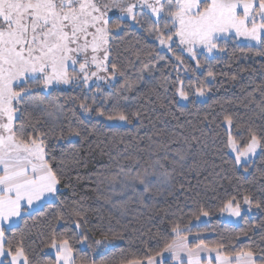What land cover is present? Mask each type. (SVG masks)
<instances>
[{"label":"trees","instance_id":"obj_1","mask_svg":"<svg viewBox=\"0 0 264 264\" xmlns=\"http://www.w3.org/2000/svg\"><path fill=\"white\" fill-rule=\"evenodd\" d=\"M121 28L114 29L118 35L111 44L110 60L116 65V73L112 75L109 64L106 76L112 81L105 88L99 87L104 95L98 93L96 85L87 91L77 84L53 89L50 93L37 91L43 100L58 105L60 118L55 125L42 113L23 106L17 124H23L29 134H43L46 159L60 175L61 183L57 197L40 209L25 213L5 233V252L9 245L12 251L23 245L31 264H54L51 248L46 247L53 233L70 238L77 232L81 238L70 241L76 264H128L136 259L144 263L148 256L156 257L162 252L165 243L175 240L172 229L179 224L183 236H199L190 248L203 243L205 248L231 258L242 249L251 250L256 264H261L264 260V148H258L256 160L237 165L229 154L228 136L232 135L239 150L246 147L252 133L264 137V112L261 111L264 56L246 48L242 52L243 46L229 43L216 56L219 61L199 58L202 66L197 68L189 59L184 58L183 63L177 60L174 47L172 51L161 50L147 26L136 29L124 20ZM209 70L215 73L214 79L208 76ZM197 79L206 81L208 90L204 99H197L195 104L181 103L176 95L181 81L187 88ZM126 81L135 83L133 91L127 92L122 87ZM118 94L127 97L119 98L130 120L124 126L107 125L106 119L95 111L87 117L80 112L79 104L85 95L89 104L96 97L94 107L111 110ZM106 96L113 100L105 104ZM226 116L231 117V126L226 123ZM70 129L78 130L79 135L70 134ZM179 137L191 149L183 169L172 162L175 151L183 149ZM165 144L170 159L161 162L172 174L167 184L154 187L145 196L148 200L162 197L160 193L165 189L168 197L154 204L149 224L122 223L110 211L98 209L107 197L105 184L110 183L105 179H102L104 184L99 183L96 177L104 175H97L98 172L110 174L119 167L127 170L135 167L137 160L144 163L150 148L154 149L153 159L163 156ZM114 186L121 185L110 183L112 191ZM126 190L134 197L139 194ZM233 196L237 198L234 203L240 205L244 203V196H249L253 205L260 203L261 208L253 206L252 214H242L238 225L222 222L221 209ZM128 205L129 211H136V204ZM75 209L84 217L80 220V229L75 227L77 218L72 215ZM201 210L209 213L208 223L192 227L202 216ZM96 240L103 243L97 246Z\"/></svg>","mask_w":264,"mask_h":264},{"label":"snow or ice","instance_id":"obj_2","mask_svg":"<svg viewBox=\"0 0 264 264\" xmlns=\"http://www.w3.org/2000/svg\"><path fill=\"white\" fill-rule=\"evenodd\" d=\"M113 12H118L119 16H110L109 13ZM149 12L151 15H148ZM126 18L138 24L143 20L151 23L152 30L158 33L160 44L168 46L169 51L173 49L167 42L175 44L178 40L183 51L197 61V68L202 66L199 58L204 52L209 55L224 52L229 39L243 37L248 43L241 47L242 52L246 48L264 56V0H0V264H8L9 257L10 264H31L23 245H18L15 251L9 245L5 253V233L11 230L14 219L22 218L33 209L38 210L45 200L57 197L61 183L60 175L46 159L43 134H29L23 124H17L20 106L43 103V99L36 94L37 90L50 93L58 85L82 83L90 90L92 77L96 81L109 78L99 75L108 72L109 64L112 75H115L116 65L110 60L111 44L118 35L114 29L122 30L121 25ZM161 22L163 28L160 27ZM176 58L184 62L182 53ZM212 59L219 61L220 58L212 56ZM208 76L214 79L215 73L209 70ZM232 79L236 77L232 76ZM135 86L134 82L126 81L122 87L131 92ZM96 88L103 95L99 92L98 83ZM207 90L206 81L197 79L187 88L181 81L176 95L181 101L195 104ZM261 95L264 96V86H261ZM119 98L127 99L118 94L111 110H106L94 107L96 97H92L93 103L89 104L85 95L79 109L85 117L95 111L108 121L130 123L126 106L120 105ZM112 100V97H104L105 104ZM261 111L264 112V106ZM225 121L229 126L233 123L228 116ZM70 134L79 135V131L70 129ZM262 141L264 137L252 133L250 141L241 151L236 148L232 135L228 136L229 147L237 152L236 163L241 165H246L241 157L254 154L257 148H264ZM163 146V156L157 155L153 159V151L144 163L137 160L133 168L126 170L119 167L114 173L98 172L97 175H104V179L112 185L119 184L123 189L139 192L142 199H147L145 194L151 193L158 185L167 184L172 174L161 162L170 159L167 145ZM175 154L178 159L173 160V164L184 167L187 152L177 149ZM236 199L233 196L221 211L240 216L242 209L238 202L234 203ZM243 201L249 210L253 206L261 208L260 203L253 205L249 196H244ZM201 214L209 215L203 210ZM72 215L77 218L76 229H80L83 214L75 209ZM5 224L9 228L6 229ZM172 232L175 240L165 243L162 252L157 255L170 252L173 260L184 264L180 256L183 251L188 256V264H200L199 253L205 247L203 243L195 249L190 248L179 224L173 227ZM80 238L77 232L70 238L57 237L53 233L46 247L55 251V264H76L75 249L70 241ZM102 243V240L95 241L97 246ZM254 256L253 251L242 249L233 261L230 256L218 253L216 264H256ZM128 264L143 262L136 259L128 261ZM147 264L158 262L148 256Z\"/></svg>","mask_w":264,"mask_h":264},{"label":"rangeland","instance_id":"obj_3","mask_svg":"<svg viewBox=\"0 0 264 264\" xmlns=\"http://www.w3.org/2000/svg\"><path fill=\"white\" fill-rule=\"evenodd\" d=\"M109 15L110 16H119V13L118 12H113V13H109ZM148 15H151L150 12L148 13ZM152 19L155 20L156 17H152ZM125 21H127L131 27H134L136 29H139V28L142 29L144 26H147V30L149 31L150 36L154 38L153 41L158 45V47L161 50H166V49L168 50L169 49L168 46L160 44L159 40L157 39L158 33H156L154 30H152L153 29V25L151 23H149L147 20H143L142 23H140V24H138V23H136L133 20L128 19V18H126ZM160 27L163 28V22H161ZM229 43L235 44V45H238V46H244L248 42L245 41L243 37H241L238 40L229 39V41L227 42L226 45H228ZM167 45H170L172 48L174 47L175 52H177L178 55L182 53L184 58L189 59L190 61L195 62V64H197L196 60H193L188 55V53L186 51H183V48L179 44L178 40H176L175 44H173L171 41H168ZM220 53L221 52H214L213 54L209 55L208 53L204 52L200 56V59H202V60L203 59L204 60H211L212 56L216 57V56L220 55ZM168 55H171V52ZM205 57H208V59H205ZM177 63L179 64V62H177ZM77 70H78V65H77ZM99 75L107 77L106 73H99ZM110 81H112V80L111 79H102V80L96 81L95 77H92L91 80L89 81V83L92 86L96 85L98 83L99 87L102 86V87L105 88V87L108 86ZM76 84L78 86L80 85L86 91L88 90L87 88L84 87V85L82 83H73V84H70V85H58L54 89H59V90L60 89H65V88H67L69 86L76 85ZM37 91H40V90H37ZM40 92H43V91H40ZM99 92L102 93V91L100 89H99ZM43 93H46V92H43ZM197 99L198 100H203L204 96L203 97H199ZM181 103L185 104L186 102L185 101H181ZM23 106L24 105L20 106L21 110H22ZM27 107L30 108L31 110H33L34 112L42 113L45 116L46 120L52 125H55L59 121V118H60L59 107L53 101L43 100V103H38L35 106L29 105ZM20 112L17 114L18 117H19ZM105 123L107 125H110V126H112V125L124 126V124H125L124 122H120V121H108V120H105ZM179 138L181 139V137H179ZM179 143H181L183 145V150L185 152H187L186 161L188 162V159L191 156V153L188 151L189 147L184 146L185 143H184L183 139L179 140ZM236 148L238 149L237 146H236ZM153 151H154V149L150 148L145 153V156L148 158L149 155H153ZM229 154L236 161L237 152L233 151V149L231 147H229ZM258 156H259V149L257 148V150H256V152L254 154L253 153H249L247 157H241V160L242 161H246V164H248V163L256 160L258 158ZM174 158L178 159V156H175ZM183 163L185 164V162H183ZM176 165L180 166L179 164H176ZM237 165H241V164H237ZM181 168L183 169L184 167H181ZM96 179H98V182L101 183L102 179H104V176H102V177L98 176V177H96ZM104 183L102 182V184H104ZM107 184L108 183L106 182L105 187H104V196H107L108 198L104 197L105 199L103 200V202H101L98 205V207H99L98 209L110 211L122 223H126L127 221H133V222L141 221V222H143L145 224H149L150 212H151V209L154 206V204H157V203H159L161 201H164L168 197V196H166V193H164L165 189L164 190L162 189L163 191H161V193L159 191V193L162 194V197H155V198H151L149 200L148 199L146 200V199H142L140 194H138L137 196L134 197V195H132L129 192H127V190L123 189L121 186H119L120 188L114 186V191H112L110 189V183L108 184V187L106 188ZM111 186H113V185L111 184ZM167 195H169V194L167 193ZM169 197L172 198L173 196H171V194H170ZM157 198H158V200H156ZM53 199L54 198H52L51 200H53ZM127 203L136 204V207H137L136 211L135 210L129 211L131 207L129 205L127 206ZM241 209H242L241 215L242 214H247V215L252 214V211L249 210V207L246 204H244V203L241 204ZM241 215L240 216H231V215H229V213L227 211H223V212L220 213L219 219L222 222H225V223H229V224H232V225H238ZM207 223H208V217L202 215L198 220L194 221L191 224V226L192 227H199V226L205 225ZM198 238H199V236H196V235H187V239H188L189 243L190 242L191 243L196 242ZM197 245H199V244H197ZM196 246L194 245L192 248L195 249ZM203 249H207V248L204 247ZM50 252L52 253L53 250L51 249Z\"/></svg>","mask_w":264,"mask_h":264},{"label":"crops","instance_id":"obj_4","mask_svg":"<svg viewBox=\"0 0 264 264\" xmlns=\"http://www.w3.org/2000/svg\"><path fill=\"white\" fill-rule=\"evenodd\" d=\"M50 199L45 200L38 209H40L44 204L52 201ZM37 209H33L31 210L29 213L36 211ZM28 214V213H27ZM20 218H16L14 219L13 225L11 227H14L18 224ZM4 227L7 229L9 228L8 224H5ZM191 242L189 243V247H190ZM196 246V245H195ZM53 250V249H52ZM6 253V252H5ZM220 254L221 256H223L219 251L217 250H212V249H203L200 251L199 253V257H200V264H216V260H217V254ZM54 257V264L56 261V253L53 250V252L51 253ZM180 256L184 261V264H188V256L185 254V252L181 251L180 252ZM233 261H235L236 257L231 258ZM242 259H246V258H242ZM154 260L156 262H158V264H178L177 261L172 259V255L170 252H163L162 255H157L156 257H154ZM8 264H10V257L8 258ZM143 264H147V261L144 262Z\"/></svg>","mask_w":264,"mask_h":264}]
</instances>
